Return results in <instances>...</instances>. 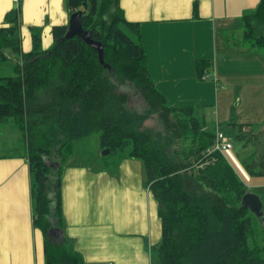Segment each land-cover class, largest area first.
Segmentation results:
<instances>
[{"label": "trees", "instance_id": "trees-1", "mask_svg": "<svg viewBox=\"0 0 264 264\" xmlns=\"http://www.w3.org/2000/svg\"><path fill=\"white\" fill-rule=\"evenodd\" d=\"M65 4L70 15L82 11L83 28L104 46V63L80 36L65 38L67 25L53 27L49 49L42 47L41 28L32 27V50L23 52L19 4L0 26V60L8 58L4 50L22 57L16 75L0 77V121L13 117L26 138L33 222L45 237V264H85L81 252L51 233L55 217L62 219L61 166L75 141L97 132L103 148L144 162L162 220L159 264H264V244L250 242L264 218L242 203L249 187L226 155L207 151L216 130L197 109L167 102L148 69L140 22L126 17L120 0ZM241 21L246 28L228 34L225 44L264 48V0ZM214 70L213 59L195 60L199 80ZM116 75L129 90H119ZM130 90L142 97V110L131 108ZM153 115L159 125L147 127ZM257 134L256 156L246 167L251 175L264 172V130Z\"/></svg>", "mask_w": 264, "mask_h": 264}, {"label": "crops", "instance_id": "crops-1", "mask_svg": "<svg viewBox=\"0 0 264 264\" xmlns=\"http://www.w3.org/2000/svg\"><path fill=\"white\" fill-rule=\"evenodd\" d=\"M259 1L120 0V4L130 21L141 24L148 69L167 102L172 106H193L218 104L226 90L223 85L229 87L231 77L242 72L229 61L230 56L254 51H247L249 47L228 46L225 40L219 41L218 33L221 29H235L239 21L242 24L241 16ZM18 4L22 51L32 50V27L41 28L42 47L51 48L55 43L53 27L68 25L70 21L65 0H0V26L5 24L6 13ZM194 6L197 16H194ZM220 49L224 52L223 65L220 64ZM255 52L251 54L258 59L264 57L261 51ZM197 58L215 61L216 81L215 78L204 81L196 78ZM245 68L251 74L257 66L249 64ZM260 71L264 73V65L260 66ZM261 121L264 123V117ZM20 141L21 137L17 136L11 147L19 145ZM127 162L126 167L131 169L134 161ZM102 173L93 167L84 170L80 165L63 163L62 219L58 223L53 206L56 225L51 237L54 234L55 239L65 240L81 252L86 264H105L102 262L106 260L113 264H138L140 250L146 242L139 233L146 236L147 227H136L137 200L130 194L131 184L137 182L136 176L129 175L132 180L118 198L117 194L106 198L105 184L99 177ZM139 176L144 185L145 176ZM30 177L27 151L0 150V264H45V237L33 222ZM258 194L264 202V194ZM102 223L108 225H98ZM150 232V240H153L155 233L152 229ZM158 233L159 227L156 235Z\"/></svg>", "mask_w": 264, "mask_h": 264}, {"label": "rangeland", "instance_id": "rangeland-1", "mask_svg": "<svg viewBox=\"0 0 264 264\" xmlns=\"http://www.w3.org/2000/svg\"><path fill=\"white\" fill-rule=\"evenodd\" d=\"M245 28L239 21V26L235 29H228L227 31L221 29L218 33L219 41L225 40L226 36L232 33V31H235L234 34H240ZM220 48H222V45ZM247 49V51L254 52H250V54H244L243 52L242 54L230 56L229 61L236 64L238 68H241L242 72L231 77L229 87L223 85L226 90L220 96L219 103L192 105L197 109V114L204 117L206 127L223 132L233 143L234 148L231 151V155L229 152L226 154L233 168L249 187L248 191L264 194V172L262 174L251 175L246 171L247 165L251 164L256 156L257 133L261 129L264 130V123L261 121L264 117V73L260 71V66L264 65V57L262 56L258 59L255 54L251 53H256L255 51L264 53V48L253 50V48L249 47ZM219 52L221 56L220 64L223 65V49H220ZM16 63L14 59L9 58L0 60V77L16 75ZM249 64L257 66L255 73L248 74L245 66ZM228 65L229 63L225 65L226 70ZM114 77L119 85V90H129L128 84L122 83L117 75ZM214 78L212 71L205 79L213 80ZM130 91L131 108L142 110L144 107L142 97L137 92ZM145 124L147 127L158 126L159 120L157 116L153 115L146 120ZM17 136L21 137V141L19 145L12 148L13 140L16 141ZM106 149L101 145L100 134L98 132L93 133L90 136L75 141L72 154L63 163L72 166L80 165L84 170L92 167L96 170H102L103 173L99 177L103 179L105 184L106 198L110 194L112 197L117 194L118 198L127 190V186L132 180L129 175L131 174L132 177L136 176L137 182L131 184L130 190L131 198H136L137 200L135 212L138 216V222L136 227H147V232L144 233L146 236L142 235L143 233H139L146 242L140 250V258L137 262L138 264H141V262L142 264H159L158 246L163 234L162 220L158 210V201L149 189L144 162L138 158L127 157L126 153L120 154L122 152L119 151H110V153L103 154ZM0 150L4 152L28 150L24 132L16 126L13 117H10L6 122L0 121ZM129 159L134 161L131 169L126 167ZM48 162L51 163L49 159ZM139 175L145 176L144 185H142ZM261 200L263 202L262 198ZM260 223L262 224L261 220ZM260 223L255 224L254 227L257 229V235L255 238L251 236L250 242L253 244L257 242V244L263 245L264 226L262 225L264 223L262 225ZM98 225L105 227L108 224L102 223ZM157 227H159V233L156 235ZM150 229L155 233L153 240H150ZM84 261L86 264L85 257ZM102 263L107 264L109 262L106 260Z\"/></svg>", "mask_w": 264, "mask_h": 264}, {"label": "water", "instance_id": "water-1", "mask_svg": "<svg viewBox=\"0 0 264 264\" xmlns=\"http://www.w3.org/2000/svg\"><path fill=\"white\" fill-rule=\"evenodd\" d=\"M74 36H80L88 45L94 47L98 53L100 62L104 63V46L100 41L93 39L90 32L83 28L82 11H76L70 15V21L67 27L65 38H71ZM4 54L9 59H14L17 63H22V57L15 54L14 52L4 50ZM105 67L108 66L105 64ZM110 151L111 149L107 148L103 154L110 153ZM46 161L48 162V159H46ZM242 203L244 206L248 207L251 212L258 216V218H264L263 202L258 194L248 191L244 194Z\"/></svg>", "mask_w": 264, "mask_h": 264}, {"label": "built area", "instance_id": "built-area-1", "mask_svg": "<svg viewBox=\"0 0 264 264\" xmlns=\"http://www.w3.org/2000/svg\"><path fill=\"white\" fill-rule=\"evenodd\" d=\"M15 2H18L19 0H14ZM209 74L206 75V77ZM234 146L233 143L225 136L223 132L216 131V139L214 144L207 149L209 153L219 151L226 155L227 159L229 160V157L226 153L231 152L233 150ZM108 264H113L112 262H109Z\"/></svg>", "mask_w": 264, "mask_h": 264}]
</instances>
